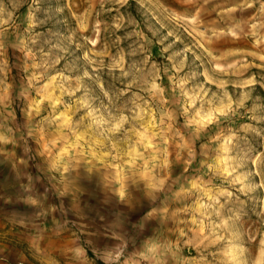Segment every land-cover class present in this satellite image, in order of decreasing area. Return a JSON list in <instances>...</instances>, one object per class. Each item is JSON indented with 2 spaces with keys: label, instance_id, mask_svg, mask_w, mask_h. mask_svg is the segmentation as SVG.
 <instances>
[{
  "label": "rangeland",
  "instance_id": "1",
  "mask_svg": "<svg viewBox=\"0 0 264 264\" xmlns=\"http://www.w3.org/2000/svg\"><path fill=\"white\" fill-rule=\"evenodd\" d=\"M0 264H264V0H0Z\"/></svg>",
  "mask_w": 264,
  "mask_h": 264
}]
</instances>
